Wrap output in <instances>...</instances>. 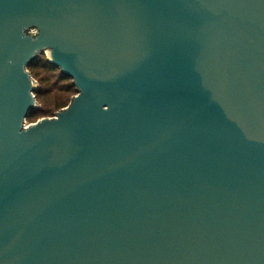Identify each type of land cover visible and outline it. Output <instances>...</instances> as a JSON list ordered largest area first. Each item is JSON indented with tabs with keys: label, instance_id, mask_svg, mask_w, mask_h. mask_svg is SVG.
<instances>
[{
	"label": "water",
	"instance_id": "1",
	"mask_svg": "<svg viewBox=\"0 0 264 264\" xmlns=\"http://www.w3.org/2000/svg\"><path fill=\"white\" fill-rule=\"evenodd\" d=\"M0 264H264V0H0Z\"/></svg>",
	"mask_w": 264,
	"mask_h": 264
},
{
	"label": "trees",
	"instance_id": "2",
	"mask_svg": "<svg viewBox=\"0 0 264 264\" xmlns=\"http://www.w3.org/2000/svg\"><path fill=\"white\" fill-rule=\"evenodd\" d=\"M33 77L39 82L40 89L36 93L38 101L54 104L57 109L66 107L70 97L78 93L76 86L71 78L61 74L60 69L53 66L47 58H42L30 66ZM33 112L28 120H31L36 113Z\"/></svg>",
	"mask_w": 264,
	"mask_h": 264
},
{
	"label": "rangeland",
	"instance_id": "3",
	"mask_svg": "<svg viewBox=\"0 0 264 264\" xmlns=\"http://www.w3.org/2000/svg\"><path fill=\"white\" fill-rule=\"evenodd\" d=\"M48 56H49V51L46 50V54H44L43 57L48 59ZM38 83H39V82H38ZM76 94H77V93H76ZM74 95H75V94H74ZM74 95H73V96H74ZM73 96L70 97V101H69L68 105L70 104V102H71ZM39 103H40V102H39ZM40 105H41V109H40L41 112L36 113V114L34 115V117H33L31 120H28V122H27L28 124L35 123V122H37V121H39V120H41V119H43V118L53 117V116L56 115V113H57L58 111H60V110H62L63 108H65V107H63V108H61V109H57V108L54 106V104L48 103V104L46 105L44 102H41ZM68 105H67V106H68ZM67 106H66V107H67Z\"/></svg>",
	"mask_w": 264,
	"mask_h": 264
}]
</instances>
